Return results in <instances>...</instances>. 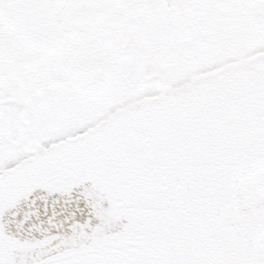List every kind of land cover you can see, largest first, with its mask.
Returning <instances> with one entry per match:
<instances>
[{"label":"snow or ice","instance_id":"obj_1","mask_svg":"<svg viewBox=\"0 0 264 264\" xmlns=\"http://www.w3.org/2000/svg\"><path fill=\"white\" fill-rule=\"evenodd\" d=\"M0 264H264V0H0Z\"/></svg>","mask_w":264,"mask_h":264}]
</instances>
